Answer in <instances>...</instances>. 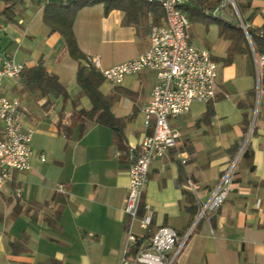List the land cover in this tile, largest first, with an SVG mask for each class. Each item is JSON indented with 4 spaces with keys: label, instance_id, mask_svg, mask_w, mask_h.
I'll list each match as a JSON object with an SVG mask.
<instances>
[{
    "label": "crops",
    "instance_id": "1",
    "mask_svg": "<svg viewBox=\"0 0 264 264\" xmlns=\"http://www.w3.org/2000/svg\"><path fill=\"white\" fill-rule=\"evenodd\" d=\"M74 1L25 0L14 22L0 17V61L10 56L26 68L42 61L70 97L63 103L52 95L29 96L20 92L19 77L5 80L6 94L20 100L22 122L33 130V155L32 167L15 172L0 188V264H120L123 257L127 264H142L133 261L137 248L127 244L130 219L123 206L129 165L152 133L142 109L156 82L154 71L99 86L103 95L114 96L111 112L122 122L124 149L106 125L87 123L80 136L78 122L65 127L71 123L72 100L76 110L91 106L76 81L86 57L98 56L100 65L109 67L143 53L151 27L164 22V11L147 0H116L118 6L107 11L102 1L80 6L72 29L83 57L75 58L63 36L43 20L46 4ZM242 1L249 9L241 22L260 27L264 0ZM201 2L199 11L188 6L182 11L190 41L209 51L218 65L216 95L208 102L193 101L186 113L168 120L179 137L150 165L142 205L144 213L152 210V220L146 228L135 221L133 230L150 237L169 226L187 236L173 264H264L263 63L248 36L249 52H236L224 62L231 42L211 18L218 16V0ZM228 10L235 12L231 5ZM228 167L233 179L225 201L208 218L197 219Z\"/></svg>",
    "mask_w": 264,
    "mask_h": 264
},
{
    "label": "built area",
    "instance_id": "2",
    "mask_svg": "<svg viewBox=\"0 0 264 264\" xmlns=\"http://www.w3.org/2000/svg\"><path fill=\"white\" fill-rule=\"evenodd\" d=\"M147 1L159 3L164 11V22L151 27L146 51L109 67H102L98 56L86 57L83 64L96 69L104 80L114 85L120 84L127 74L144 69L155 73L156 82L142 109L143 123L145 126L153 124L152 133L142 139L140 149L129 165L123 212L130 219L127 244L137 248L133 261L173 264L187 236H179L173 228L162 226L152 236L144 237L136 235L133 226L138 221L141 228H146L152 220V210L146 209L142 216L138 211L151 163L175 147L179 137V132L170 126L168 120L186 113L193 101L208 102L215 98L219 68L209 51L190 41L189 21L182 11L184 0ZM229 5L237 15L233 0H219L214 13L229 20ZM260 62L264 63V56L260 57ZM24 68L23 63L10 56L0 61V188L13 181L15 172L32 167L30 142L33 130L22 122L20 100L6 94L4 88L5 80L18 78ZM40 160L45 158L40 156ZM181 162H185L184 158ZM232 179V167H228L209 199L201 205L197 219L208 218L219 209L229 193ZM16 192L19 193L20 188H16ZM120 264H127V260L123 257Z\"/></svg>",
    "mask_w": 264,
    "mask_h": 264
},
{
    "label": "trees",
    "instance_id": "3",
    "mask_svg": "<svg viewBox=\"0 0 264 264\" xmlns=\"http://www.w3.org/2000/svg\"><path fill=\"white\" fill-rule=\"evenodd\" d=\"M24 1L25 0H0V17L9 22H14L24 9ZM96 1L104 2L106 11L112 7L118 6V3H114L116 0H75L66 5H45L43 20L50 26L52 31H58L63 36L65 48L70 55L75 58L83 57V55L79 50L72 29L74 14L80 6ZM201 1L202 0H184L182 7L188 6L189 8L191 7L192 10L199 11L201 9ZM234 1L241 17H243L245 11L249 9V5L242 0ZM1 3H3L2 6ZM229 12L231 13V18L229 20L220 16L211 17L212 20L216 21L219 25V34L228 38L231 42L224 62H229L236 52H249L247 36L250 38L257 56L259 58L264 56V23L260 27H251L246 24L244 18L243 23H241L233 10ZM19 79L21 83L20 92L23 94L37 98L49 95L61 97L63 103H66L70 98L65 86L59 81L55 74L49 73L46 70L42 61L32 67H25L20 73ZM76 81L82 93L89 98L91 106L87 110H76L74 109L76 107V101L72 100L73 111L71 123L65 128L70 130L78 122V135L80 136L87 128V123L94 122L106 125L112 129L113 140L117 147L124 149L125 143L122 133V122L111 112L114 96L103 95L99 90V86L104 81V78L96 69L82 64L77 68ZM260 81L264 88V63L261 67ZM211 112L212 111L209 110V113ZM143 211L144 208L141 203L138 211L139 216L143 215ZM16 244H18V242L11 243V247L14 249ZM21 249L23 250L24 248L21 247Z\"/></svg>",
    "mask_w": 264,
    "mask_h": 264
},
{
    "label": "water",
    "instance_id": "4",
    "mask_svg": "<svg viewBox=\"0 0 264 264\" xmlns=\"http://www.w3.org/2000/svg\"><path fill=\"white\" fill-rule=\"evenodd\" d=\"M233 1H234V0H233ZM234 6H235V8H236V10H237V7H236L235 2H234ZM237 15H238L239 20L241 21V17H240V14H239L238 10H237ZM241 23H242V22H241Z\"/></svg>",
    "mask_w": 264,
    "mask_h": 264
}]
</instances>
